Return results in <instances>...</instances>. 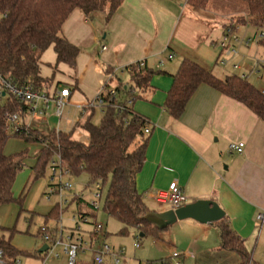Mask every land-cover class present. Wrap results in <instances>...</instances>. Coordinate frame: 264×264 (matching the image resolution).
I'll return each mask as SVG.
<instances>
[{
    "label": "crops",
    "instance_id": "obj_1",
    "mask_svg": "<svg viewBox=\"0 0 264 264\" xmlns=\"http://www.w3.org/2000/svg\"><path fill=\"white\" fill-rule=\"evenodd\" d=\"M236 17L235 12H223L212 5L193 7L188 0H123L109 19L107 11L75 9L65 21L62 35L77 45L80 53L84 42L96 46L99 57H92L99 71L107 67L105 74L111 70L116 76L117 68L140 61L158 72L148 88L139 90V98L143 92L149 94L151 103H144L149 110L144 109L143 115L135 110L137 100L133 104L134 110L152 124L145 163L137 175V187L149 212L172 208L157 202L154 193L167 191L177 182L184 189L186 204L200 199L217 202L246 244L264 228V221H256V213L264 208V121L242 102L207 84L198 87L179 118L171 116L165 106L172 75L183 60L211 72L217 66L225 68L219 63L224 57L219 42ZM130 81V77L127 82L118 79L116 85ZM63 88L70 89L71 103L74 89L70 85L59 81L53 93L48 86L47 91L55 94ZM94 100L75 105L82 114L93 112L94 118L97 109L86 108ZM241 142L242 152L230 151V144ZM177 223L176 228H166L165 242L178 248L182 262L238 264L236 252L220 248V231L214 224L194 219ZM17 260L22 263L20 257ZM17 260L11 264H18Z\"/></svg>",
    "mask_w": 264,
    "mask_h": 264
},
{
    "label": "trees",
    "instance_id": "obj_2",
    "mask_svg": "<svg viewBox=\"0 0 264 264\" xmlns=\"http://www.w3.org/2000/svg\"><path fill=\"white\" fill-rule=\"evenodd\" d=\"M228 5L238 17L237 21H248L255 27L264 24V0H188L193 7L205 8L213 2ZM123 0H0V75L19 86H31L42 90L50 79L41 73L42 55L53 47L57 63L75 68L80 48L62 35V27L75 9L87 12L107 11L109 19L121 6ZM242 4H241V3ZM236 26L233 22L230 24ZM138 63V62H137ZM157 73L147 66L132 64L129 84L118 83L117 98L105 95L106 105L99 124L90 117L75 124L89 134L88 141L73 138V131L44 134L38 129L16 132L15 135L29 142H40L42 148L36 156L32 170L35 178L44 175L52 158L59 154L63 164L72 175L82 173L90 177L92 185L101 181L103 189L108 184L104 199V210L111 217L123 223L121 233L135 230L143 236L157 232L146 216L149 209L137 187V175L145 163L147 136L144 129L147 118L127 106V98L134 102L139 90L148 88L153 75ZM166 98V110L179 118L190 98L201 84H207L219 92L242 102L264 121V96L248 77L240 74L225 78L216 76L197 63L183 60L176 73ZM125 105L120 111L116 105ZM134 104V103H133ZM27 105L10 92H0V207L14 202V185L18 172L23 167L27 152L6 154L5 146L11 135L7 129L6 116L20 113L26 116ZM80 199V198H79ZM57 213V209L53 214ZM92 213H82L89 215ZM220 231V248L234 251L240 260L238 264H262L249 250L242 237L231 227L226 217L212 223ZM56 231V230H55ZM15 228L0 226V248L4 250L8 264L26 252L13 244ZM7 234V235H6ZM91 238L93 232H91ZM154 264V263H153Z\"/></svg>",
    "mask_w": 264,
    "mask_h": 264
},
{
    "label": "rangeland",
    "instance_id": "obj_3",
    "mask_svg": "<svg viewBox=\"0 0 264 264\" xmlns=\"http://www.w3.org/2000/svg\"><path fill=\"white\" fill-rule=\"evenodd\" d=\"M241 3V2H240ZM242 4V3H241ZM210 5L219 8L223 12H232V8L222 2H213ZM238 17V16H237ZM236 25V31L239 35H248L253 37V42L249 46L239 48L240 54L235 58V63L244 67L243 71L235 69L231 63L225 68L216 67V76L225 78L226 75L245 73L248 75V80L255 85L259 90L264 89V24L261 27H255L249 24L248 21H237V18L232 20ZM82 52L80 53L76 67H70L66 64L56 66L57 58L54 48L49 47L42 55L40 67L44 77L51 78L48 88L56 89L59 81L63 85H70L73 91L71 103L65 107L63 116L60 122V129L63 132L73 131V138L76 140L86 141L89 137L88 132L81 128H75V124L82 119V122L89 118L91 114H82L75 103H83L87 99L94 100L99 93L104 89L108 91L116 87V80L121 79L127 82L130 73L121 68H117L116 76L113 71H108L105 74L107 67L99 71V67L94 63L93 54L99 57L97 48L88 42L80 45ZM175 62L178 60H174ZM171 62V61H169ZM233 62V63H234ZM55 75V76H54ZM158 75V72L153 76ZM227 75V76H228ZM54 77V78H53ZM113 78V80H111ZM137 99L135 110L144 115L145 110H149L144 103H151L148 93H142ZM53 95V94H51ZM145 109V110H144ZM96 116L92 119L94 123L99 124L102 114L97 110ZM30 118H26L29 122ZM48 125L41 124L37 120L31 121V127L38 129L46 134L57 126V119H51ZM42 145L40 142H29L15 135H11L6 143L5 152L15 154L27 152V156L23 161V167L18 172L15 185L14 195L16 200L8 203L0 209V226L15 228L16 232L13 236V243L16 244L24 252L27 251L31 255L22 254L20 256L21 264H67V255L63 252V246H57L56 252H60V257L49 249L45 252H39L40 248L45 243L40 234V229L44 226L49 227L53 233L57 228H64V239L66 236L76 230L77 226H81L80 236L85 240L90 241L91 232L97 223L104 224L105 228L101 232L100 239L95 241V248L103 243L112 246L115 251L120 252V262L116 263L111 255H107L104 264H155L158 261L169 259L172 264H194V260L182 262V257H173L174 252H179L178 248H173L171 245H166L165 234L167 229H158L155 233H149L146 236H140L135 230H131L128 234L121 233L123 223L107 214L104 210V199L108 189L106 184L103 189L102 199L98 202V207L92 205L94 198V187H86L90 182V177L82 173L78 176H71L70 180L74 185L71 192H66L69 203L60 204V198L53 195L48 198V188L51 182L52 168L48 164L44 175L35 178L32 167L36 163V155L40 151ZM82 192L81 199L75 194ZM159 206H163L160 205ZM166 207V206H165ZM57 209V213L53 212ZM91 212L85 215V219L80 218L82 213ZM74 216L77 217L74 220ZM79 223H76V221ZM179 223L173 224L170 227L176 228ZM58 230V235L59 234ZM78 233V232H77ZM139 243L140 247L135 244ZM249 250L254 251L255 258L264 264V228L262 233H259L257 238L249 239L246 243ZM26 252V253H27ZM75 264H95L93 261V251L88 249L84 252H79Z\"/></svg>",
    "mask_w": 264,
    "mask_h": 264
},
{
    "label": "built area",
    "instance_id": "obj_4",
    "mask_svg": "<svg viewBox=\"0 0 264 264\" xmlns=\"http://www.w3.org/2000/svg\"><path fill=\"white\" fill-rule=\"evenodd\" d=\"M264 33H261L263 36ZM253 42V37L248 35H239L236 31V27L233 25H228L225 28L224 36L219 42V46L224 52V57L219 60V63L222 66H227L230 63V59L234 56H238L240 54L239 48L242 46H249ZM106 47H104L105 49ZM172 58V56H170ZM139 67L145 66L144 61H140L136 63ZM235 69L241 70L242 66L236 63L232 64ZM128 71L129 73L132 71V65L123 68L122 72ZM242 77H248L245 73L240 74ZM10 92L18 99L23 101L27 105L26 116H22L20 113H11L8 114L5 118L7 129L13 133L16 132H29L31 127L32 120H38L44 123H48L51 119H57V126L53 129L56 132H60V120L63 116L64 109L67 105L70 104V89L63 88L60 91H57L55 94L51 95L47 91V87L42 90H35L31 86H19L17 84L12 83L11 81L5 79L0 75V92L6 93ZM261 94L264 96V89L260 90ZM110 95V99H116L118 94L115 90V87L112 89L105 91L104 89L99 93V95L95 98V100L86 105L87 109H97L102 114L105 110L106 100L105 95ZM134 103V99L127 98L126 105L132 106ZM116 107L122 111L125 110V105H116ZM26 118L29 119V122H26ZM152 124L147 120L144 136H147L151 133ZM244 147V143H232L229 146L230 151L242 152ZM51 166V182L48 188V198H51L53 195H56L60 198V204L69 203V199L66 196V192H71L74 188L73 183L70 178L72 172L68 169L62 162L61 156L56 154L52 160L50 161ZM91 186L94 187V200L92 205L97 208L99 200L102 199L103 196V185L101 181L94 182ZM90 187V186H89ZM77 198L81 199L82 192L79 194H75ZM154 198L157 202L161 204H169L173 209L179 208L186 204L187 197L184 193V189L177 182H173L167 191H156L154 193ZM80 218L85 219L84 215H81ZM77 217L74 216V220ZM85 221H87L85 219ZM256 221L258 223H262L264 221V208L260 209L256 213ZM76 223H79L77 220ZM105 226L102 223H97L94 227L93 237L89 240H85L82 236H80L81 226L78 225L76 230H72L64 239V228L60 227L56 229L55 233L52 230L44 226L40 229L41 237L44 242L48 244L49 248L56 257H60V252H54L57 246H63V252L67 255L68 263L67 264H75L76 258L79 252H84L88 249L93 251V261L95 264H104L105 258L107 255H111L113 260L116 263L120 262V252L115 251V249L107 243H103L100 246L95 248V241L100 239V234L104 230ZM58 230L59 234L58 235ZM78 232V233H77ZM136 247H140L139 243L135 244ZM180 253L176 252L173 254V257H179ZM17 263H20V260H17ZM0 264H8L6 259L4 250L0 248ZM155 264H172L169 259H164L156 262ZM177 264H181L178 262Z\"/></svg>",
    "mask_w": 264,
    "mask_h": 264
},
{
    "label": "water",
    "instance_id": "obj_5",
    "mask_svg": "<svg viewBox=\"0 0 264 264\" xmlns=\"http://www.w3.org/2000/svg\"><path fill=\"white\" fill-rule=\"evenodd\" d=\"M5 93H3L4 95ZM226 216L224 209L214 200L200 199L192 203H187L176 209H169L161 213L149 212L146 219L158 229H166L179 220L194 219L201 223H214ZM143 236V234L141 235ZM49 248L44 244L39 252H45Z\"/></svg>",
    "mask_w": 264,
    "mask_h": 264
}]
</instances>
